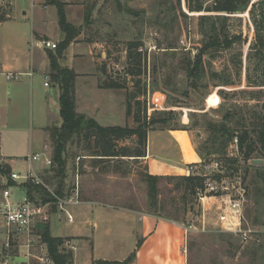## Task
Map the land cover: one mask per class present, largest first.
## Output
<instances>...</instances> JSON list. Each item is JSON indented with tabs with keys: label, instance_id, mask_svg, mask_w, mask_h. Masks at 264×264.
<instances>
[{
	"label": "rangeland",
	"instance_id": "374dc122",
	"mask_svg": "<svg viewBox=\"0 0 264 264\" xmlns=\"http://www.w3.org/2000/svg\"><path fill=\"white\" fill-rule=\"evenodd\" d=\"M61 2L65 6H70L67 9L64 6L67 22L80 32L74 43H81L85 48L89 46L92 49L91 56L82 57L84 60L80 66L85 67H79L78 72L81 74L77 76L80 79L75 81V88L79 94L78 108H75L77 113L101 126L135 128L133 115L129 117L125 115V106L129 95H139L137 100H130L132 114L139 111L143 117L146 111L148 119L163 122L156 124L148 135L169 130L186 132L190 144L184 133L176 134L189 145L190 151L182 147L183 155L188 162L197 159H190L192 153L190 145L196 155L197 150L211 145L212 137L209 136L207 125L222 123L223 116L229 110L233 112L238 126L241 119L249 113L264 116V78L252 73L253 68L248 62L249 58H254L251 49L255 39L248 11L232 15L218 14L221 17H228V35L233 37L238 35L241 40L235 42L231 49H208L206 55H202L203 72L200 75L196 72L190 76L191 64L208 45L205 33L209 29V23L206 22L202 27L200 15L205 13L188 12L184 0H181L180 4H176V0H61ZM211 2L212 0H204V7ZM16 7L17 18H22V12H26L25 21L28 26L31 3L29 0H19ZM205 15L213 17L216 14ZM130 43L138 44L140 50H129ZM250 76L255 80H250ZM108 83L120 85L122 88H103V85ZM54 86L59 91L58 85ZM98 90L107 91L106 96L97 97L96 102L89 99L88 92ZM144 91L145 94H141ZM51 92L55 94L54 91ZM137 101L140 106L136 105ZM50 104H53L52 99ZM98 107L100 110L108 109V115L101 118ZM34 122L36 123V119ZM61 122L60 119L59 124L54 127L60 128ZM28 141L27 133L12 140L7 139L8 149L11 151L14 148L17 150L14 152L28 153ZM40 144L41 141L37 138L36 145ZM94 145L92 140L88 141L84 137L74 138L72 143L67 144L62 155L65 163L64 177L60 179L63 196L55 192L60 180L45 182V176H53L49 170L46 173L43 171L39 178L43 184H40L41 187L53 199L54 197L62 199L76 192L81 202L104 207L101 210L102 214L97 212L101 207H95L93 215L89 217L99 225L98 246L99 250L104 252L103 256L113 257L115 253L124 251L132 245V239L128 235H125L122 243H118V237L124 236L122 234L124 218L122 212H115L111 208H122L153 214L182 228H190L184 241L187 264H264V160L256 152L245 164L235 142H232L226 148L225 155L226 158L235 159L237 162L231 165L232 176L221 181L217 180L219 175L217 161L224 164L222 156H210L205 161L199 158V163L191 165L193 169L189 173L190 176H203L205 180L218 185L223 182L221 185L224 188L233 184L244 189L243 228L250 231L244 240L239 235L221 231L218 224L220 201L216 195L213 197L207 193L206 196L211 198L205 200L202 208L196 197L188 190L185 191V185L176 178L189 176L185 175L186 172H180L177 176H159L164 178L158 183L156 206H151L153 203L149 200L147 183L144 181V175L151 174L145 159L134 161L128 158H115L112 161H97L91 156L95 149ZM117 146L128 151H137L135 138L119 142ZM48 147L52 148L51 141L48 142ZM52 151L53 149L51 154ZM209 159L212 162H209ZM257 160H261L262 163H255ZM39 162L34 163V168L39 167ZM22 163L20 158L15 159L12 165L13 172L22 175L25 170ZM188 167H185V170ZM10 174L8 178L0 177V191L8 188L12 202L20 204L28 198L24 187L26 182L19 179L13 182L14 185L9 186L7 180H10ZM235 193V190H231L232 195ZM52 206L56 207L50 205ZM50 207L45 223L50 225L54 237L92 234L91 225H86L83 219L75 224L78 231L74 229L75 227L67 226L62 216L59 222L58 215L49 217ZM79 208L81 207L72 206L70 210L78 212ZM54 212H59L57 207ZM40 225L42 224L35 228L38 235ZM37 243L44 245L41 238ZM75 245L78 248L76 255H83L86 252L82 244ZM9 251L12 259L19 257L20 262L25 263L23 255L18 256L21 250L19 253L13 248ZM66 251L72 253L67 249ZM36 255L37 252L34 253V256ZM1 258L0 262H3ZM28 264L39 262L31 258Z\"/></svg>",
	"mask_w": 264,
	"mask_h": 264
},
{
	"label": "crops",
	"instance_id": "0c3cea01",
	"mask_svg": "<svg viewBox=\"0 0 264 264\" xmlns=\"http://www.w3.org/2000/svg\"><path fill=\"white\" fill-rule=\"evenodd\" d=\"M18 2L19 0H0V163L7 165L10 168V173H15L12 167L15 159L20 158L23 162V170H26V158L42 154L46 151V148L52 160V148L48 147L50 137L47 129L58 125L60 122L59 91L51 82L49 76V55L54 53V50L39 46L41 41H49L56 45L61 42L62 34L58 27L57 11L55 7L46 5L45 0H29L31 10L30 23L27 26L25 21L26 12H22V18H17L15 15ZM69 7L65 6V9ZM91 55V47L85 48L83 44L74 43L73 41L57 60L61 68L71 70L76 75L74 80L75 108H78L79 95L75 83L80 79L77 76L81 74L78 72L79 67H85L80 66L82 60H84L82 57ZM15 75H19L17 80L12 78ZM9 76L10 79L8 80L7 77ZM44 83H48V86L45 87ZM49 89L54 91L55 94L53 95ZM106 92L98 90L90 93L89 91V99L95 101L97 97L106 96ZM51 99L53 101L52 105L50 104ZM99 108L98 110H100ZM107 110H100L99 113L101 114L99 116L103 118L104 115H108ZM75 112L77 113V109ZM35 119L36 123L34 122ZM102 127L112 126L102 125ZM26 133L29 137L28 153L14 152L17 150L12 149V146L13 152H11L12 150L9 151L7 139L12 140L14 137H20ZM156 133V135H147L146 153L145 157L142 158V160L145 159L149 173L153 176H177L180 172H186L185 175H189V169H193L191 165L198 164L199 157L190 145L193 153L190 154V159H197L193 162L186 161L182 147L189 150V145L185 139L176 134L184 133L190 144L187 133L172 130ZM37 138L41 141L39 146L36 145ZM39 161L41 166L39 165L37 169L34 168V163L32 164L38 176L51 167H47L42 160ZM187 166L189 167L185 170ZM72 206H80L81 208L78 212H71L70 208ZM95 207H101L99 208L100 211H97L99 213L104 209L103 206L83 203L80 200L79 204L68 206L67 210L73 217V223H68L63 213H49V217L58 215V222L62 216L64 223L67 226L75 227L74 229H76V222L81 219L84 220L86 225H91L92 234L64 237H54L51 234L50 225H48L51 237L61 238L64 242L71 241L75 246L76 251L72 252V264H92L96 260L122 262L134 251L135 259L131 264H187L184 251L186 236L181 226L154 215L122 208H111L115 212H122L124 218L125 226L122 230L124 236L122 238L118 237V243H122L125 235H128L132 239V245L124 251L115 253L113 257L103 256L104 252L100 251L98 246L100 239L98 237L99 225L89 219L93 215ZM76 230L79 231V229ZM3 242V237L0 235V251ZM138 243H140L139 246ZM75 244H82L86 252L83 255H76L78 248ZM62 248L65 249L64 246ZM37 254L41 256L48 255L45 244L44 251H37ZM77 257H80V260ZM8 263L22 264L19 257L11 258Z\"/></svg>",
	"mask_w": 264,
	"mask_h": 264
},
{
	"label": "trees",
	"instance_id": "16d2710c",
	"mask_svg": "<svg viewBox=\"0 0 264 264\" xmlns=\"http://www.w3.org/2000/svg\"><path fill=\"white\" fill-rule=\"evenodd\" d=\"M184 1L190 13L216 14L213 17H206L207 15L205 14L200 15V25L202 27L206 22L209 23V29L205 33L208 45L204 47L203 53H199L191 64L190 76L194 75L196 72H198L199 75L203 72L201 68L202 55H206L208 49H231L235 42L241 40L238 35H234V37L228 35V17H221L218 16V14L232 15L248 11L255 33V39L251 49L254 58H249L248 62L251 63V67L253 68L252 73H256L264 78V0H212L211 4L205 7L204 0ZM180 2L181 0H176V4H180ZM45 4L55 7L57 11L58 27L62 34V40L59 45L56 46V51L54 50V53L49 55V76L51 82L59 87V117L62 122L60 128L52 127L47 129L53 149L52 165L49 169V173L53 176H45V182L49 183L51 180H60L64 177L65 163L62 155L65 152L67 144L69 142L72 143L74 138L79 139L84 137L88 141L92 140L95 143V149H93V155L91 156L95 157L97 161H112L115 158H128L134 161L142 160L146 153L148 132L154 130L153 127L156 124H163V122L154 120L153 118L148 119L146 111L143 113V117L140 116L139 111L132 114L133 109L130 100H137L139 95H129L125 106V115L126 117L133 115L135 128H122L118 126L102 127L95 121L86 118V116L76 113L74 100V80L76 76L71 70L61 68L57 60L67 47L80 35V32L67 22L64 12L65 5H63L61 0H45ZM128 49L133 51L140 50L139 45L134 43H130ZM250 80L255 79L250 76ZM103 88L121 89L122 87L114 83H108L107 85H103ZM141 94H145V91ZM136 105L140 106V103L137 101ZM222 120L220 124L209 123L207 125L209 136L212 137L211 145H208L205 149L202 148L201 150H197L198 157L204 161L210 156H222L221 158H223L225 163L223 164L221 161H217L219 173L217 180L219 181L232 176L230 175V172H232L231 168H233L231 165L237 162L235 159L226 158L225 155L226 148L232 142H235L236 148L241 154L245 164L251 160V156L255 152L264 160V116H257L249 113L241 119L240 123H238L240 126H238L233 117V112L229 110L223 116ZM133 138L136 139L137 151L133 152L128 151L126 148H118L117 144L119 142ZM89 149L91 150V146ZM209 162H212V160L209 159ZM254 168H258V166H254ZM10 172V168L7 165L0 164V177L8 178ZM161 178L164 177L144 175V181L147 183L148 187V197L150 202L153 203L151 206H156L158 183ZM167 178L171 179L175 177ZM176 179L180 180L181 183L185 185V191L188 190L195 197L198 190H203L206 181L205 178L200 175H189ZM59 183L55 192L59 194V196H63L62 181L60 180ZM7 185L12 186L14 183L7 180ZM24 187L27 190L28 199L31 201L42 204L54 202V199L43 187H41V185L26 183ZM50 210L51 213H54L56 207L52 206ZM38 228L39 236L46 245L48 256L53 264H72V253H68L62 248L64 243L63 239L51 237L48 223L42 224L38 226ZM139 245L140 243H138V246ZM134 259L135 251L122 262L96 260L93 261L92 264H131Z\"/></svg>",
	"mask_w": 264,
	"mask_h": 264
},
{
	"label": "built area",
	"instance_id": "2783aa9c",
	"mask_svg": "<svg viewBox=\"0 0 264 264\" xmlns=\"http://www.w3.org/2000/svg\"><path fill=\"white\" fill-rule=\"evenodd\" d=\"M39 46L44 49L55 50L56 44L49 41H41ZM17 80L19 75L12 77ZM10 79V76L7 77ZM47 87L48 83H44ZM42 160L43 163L50 167L52 165V160L49 156L48 149L42 154H36L26 158L27 169L21 175L17 173L10 174V180L12 182L23 180L26 183L43 185L39 176L33 169L32 164ZM192 169H189L191 172ZM220 185L205 181L203 190H198L196 199L200 202L202 208L204 206L205 200H210L206 194H212L213 197L216 195L220 201L218 203V224L221 231L233 233L239 235L244 240L247 237V233L250 231H245L243 228L244 215H243V204L245 191L242 187H235L231 184V187H223ZM231 190H235V195L231 194ZM224 192V193H223ZM54 202L42 204L33 202L30 199H26L20 204L13 203L11 200V193L8 188L0 191V235L3 237V243L1 245L0 254L2 256L3 262L0 264H8L11 257L9 256V250L17 249L18 256H22L25 263L28 264L31 258L36 259L40 264H53L52 260L48 255L41 256L34 253L44 251V245L37 243V240L41 238L36 234V229L38 224H46L48 220V211L50 205H56L60 213L66 218L68 223H73V217L68 212L67 207L71 205L79 204L78 193L75 192L74 195L57 198L54 197ZM56 200V201H55ZM204 210V209H203ZM36 228V229H35ZM185 236L190 232V228H183ZM63 246L70 252H75L76 248L71 241H65ZM34 250L36 252H34ZM34 252V253H33Z\"/></svg>",
	"mask_w": 264,
	"mask_h": 264
},
{
	"label": "water",
	"instance_id": "95a60500",
	"mask_svg": "<svg viewBox=\"0 0 264 264\" xmlns=\"http://www.w3.org/2000/svg\"><path fill=\"white\" fill-rule=\"evenodd\" d=\"M254 162L257 163V164H261L262 163L261 160H257V161H254Z\"/></svg>",
	"mask_w": 264,
	"mask_h": 264
}]
</instances>
